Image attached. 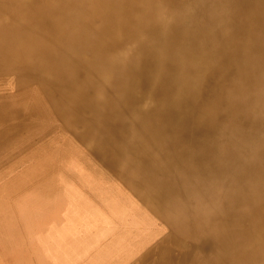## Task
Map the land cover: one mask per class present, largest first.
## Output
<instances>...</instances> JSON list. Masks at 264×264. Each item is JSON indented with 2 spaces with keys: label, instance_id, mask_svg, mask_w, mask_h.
Instances as JSON below:
<instances>
[{
  "label": "bare ground",
  "instance_id": "bare-ground-1",
  "mask_svg": "<svg viewBox=\"0 0 264 264\" xmlns=\"http://www.w3.org/2000/svg\"><path fill=\"white\" fill-rule=\"evenodd\" d=\"M64 133L147 211L110 264H264V0H0V172Z\"/></svg>",
  "mask_w": 264,
  "mask_h": 264
},
{
  "label": "rangeland",
  "instance_id": "rangeland-1",
  "mask_svg": "<svg viewBox=\"0 0 264 264\" xmlns=\"http://www.w3.org/2000/svg\"><path fill=\"white\" fill-rule=\"evenodd\" d=\"M61 137L66 139L46 151L49 163L31 157L26 167L0 172V264H89L91 259L110 264L111 255L102 257L108 242L117 243L127 230L129 246L139 241L134 223L129 228L110 212L131 209L143 215L144 206L66 133ZM147 223L146 228L159 224ZM107 231L115 235L103 236Z\"/></svg>",
  "mask_w": 264,
  "mask_h": 264
},
{
  "label": "crops",
  "instance_id": "crops-1",
  "mask_svg": "<svg viewBox=\"0 0 264 264\" xmlns=\"http://www.w3.org/2000/svg\"><path fill=\"white\" fill-rule=\"evenodd\" d=\"M109 264V263H108Z\"/></svg>",
  "mask_w": 264,
  "mask_h": 264
}]
</instances>
